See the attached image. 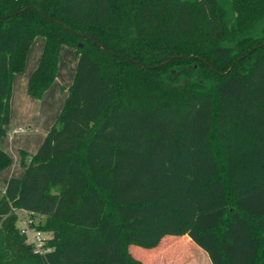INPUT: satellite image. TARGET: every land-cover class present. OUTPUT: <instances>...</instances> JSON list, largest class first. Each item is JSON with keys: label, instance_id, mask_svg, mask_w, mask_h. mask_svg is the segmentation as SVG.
Instances as JSON below:
<instances>
[{"label": "trees", "instance_id": "16d2710c", "mask_svg": "<svg viewBox=\"0 0 264 264\" xmlns=\"http://www.w3.org/2000/svg\"><path fill=\"white\" fill-rule=\"evenodd\" d=\"M37 36L31 96L64 45L77 67L3 190L0 264H149L169 236L213 264H264V0H0V140ZM11 164L0 145V172Z\"/></svg>", "mask_w": 264, "mask_h": 264}, {"label": "crops", "instance_id": "0c3cea01", "mask_svg": "<svg viewBox=\"0 0 264 264\" xmlns=\"http://www.w3.org/2000/svg\"><path fill=\"white\" fill-rule=\"evenodd\" d=\"M21 73H16L14 76V85L11 96L10 121L7 125H5L6 135H4L0 140L2 149L8 152L14 159V162L8 168L0 172V185L2 194L9 179H11L12 176L21 177L26 172V167L22 163L21 153L25 151L29 154H35L32 151H34L35 145L38 144L37 133L32 130V127L35 126L38 121L35 116L31 115L32 113L30 111V108L26 105L24 106V103H20L19 95L17 96V94H19V90L23 93L26 83V87H29V81L31 78L30 76L27 82V80L24 79ZM47 120H49L46 122L49 126L53 120L51 117ZM17 127H27L28 130L26 132H21L11 136L9 133ZM192 243L193 242L189 236L166 237L158 247L143 251L144 255L151 257V260L148 261L145 259V261H147V263L149 264H213L211 263L207 253L197 245H192ZM184 246L189 248L190 251L193 250L194 256H191V252L190 254H182L181 252H177Z\"/></svg>", "mask_w": 264, "mask_h": 264}, {"label": "rangeland", "instance_id": "374dc122", "mask_svg": "<svg viewBox=\"0 0 264 264\" xmlns=\"http://www.w3.org/2000/svg\"><path fill=\"white\" fill-rule=\"evenodd\" d=\"M34 42L30 47L29 54H28V62L26 66V70H24L21 75L24 77V79L29 80L32 72L36 68L37 64L40 61V57L44 48L45 44V39L43 36H37L34 38ZM60 55V62H59V73L56 81L52 85V87L47 91L43 99H38L29 94L28 88L26 85L24 86L23 93L19 90V95L20 98V103H24V106H28L31 111V115L35 116L37 119V123L35 126L32 127V130L37 133V140L38 144L35 145L34 148V153L40 149L39 147L41 146L43 140L45 139V136L48 132V130L51 128L54 122H56L58 118V114L63 108V105L66 101L67 95H68V88L72 84L76 72V67H77V56L76 55V49L64 45L62 47ZM66 86V87H63ZM54 118L52 123L50 125H47V119L49 118ZM12 157V156H11ZM14 162V159L12 157V163ZM25 174V173H24ZM23 176V175H22ZM2 198V191H1V185H0V199ZM20 214V221L19 224H21V218L23 217V212L19 211ZM46 236L51 237V232L45 231ZM49 240L47 239V242ZM192 245H196L193 244ZM197 247V246H196ZM138 247L132 248V252L137 254L135 251ZM199 249V248H198ZM182 254H190L191 256H194V251L191 250L187 247L180 248L179 251ZM189 252V253H188ZM190 259V255H189Z\"/></svg>", "mask_w": 264, "mask_h": 264}, {"label": "built area", "instance_id": "2783aa9c", "mask_svg": "<svg viewBox=\"0 0 264 264\" xmlns=\"http://www.w3.org/2000/svg\"><path fill=\"white\" fill-rule=\"evenodd\" d=\"M27 130V127H17L9 134L12 136L21 132H26ZM20 226L22 233L27 236L30 242H32L36 252L44 253L50 250L45 246L46 237L44 233L34 226V220L32 218L23 215Z\"/></svg>", "mask_w": 264, "mask_h": 264}, {"label": "water", "instance_id": "95a60500", "mask_svg": "<svg viewBox=\"0 0 264 264\" xmlns=\"http://www.w3.org/2000/svg\"><path fill=\"white\" fill-rule=\"evenodd\" d=\"M80 46H83V44L81 43ZM102 47H103L104 49H106L103 45H102ZM231 69H232V68H231ZM185 84H186V82L183 83V85H185Z\"/></svg>", "mask_w": 264, "mask_h": 264}]
</instances>
